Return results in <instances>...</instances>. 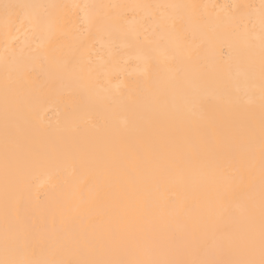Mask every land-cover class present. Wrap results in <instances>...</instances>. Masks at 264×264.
Returning a JSON list of instances; mask_svg holds the SVG:
<instances>
[{
	"label": "bare ground",
	"instance_id": "6f19581e",
	"mask_svg": "<svg viewBox=\"0 0 264 264\" xmlns=\"http://www.w3.org/2000/svg\"><path fill=\"white\" fill-rule=\"evenodd\" d=\"M262 13L0 0V261L259 264Z\"/></svg>",
	"mask_w": 264,
	"mask_h": 264
},
{
	"label": "snow or ice",
	"instance_id": "6c2138e0",
	"mask_svg": "<svg viewBox=\"0 0 264 264\" xmlns=\"http://www.w3.org/2000/svg\"><path fill=\"white\" fill-rule=\"evenodd\" d=\"M10 7V6H6ZM262 17H264V13H262ZM262 28H264V18H262ZM262 249H264V229H262ZM0 264H39V262H32V261H0ZM45 264H55V262H45ZM151 264V262H150ZM235 264H256L255 261L246 260V261H238ZM259 264H264V259L259 261Z\"/></svg>",
	"mask_w": 264,
	"mask_h": 264
}]
</instances>
